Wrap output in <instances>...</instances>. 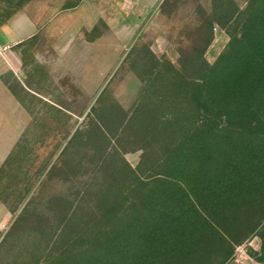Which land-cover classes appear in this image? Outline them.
Here are the masks:
<instances>
[{
    "label": "rangeland",
    "instance_id": "374dc122",
    "mask_svg": "<svg viewBox=\"0 0 264 264\" xmlns=\"http://www.w3.org/2000/svg\"><path fill=\"white\" fill-rule=\"evenodd\" d=\"M254 7L255 0H0V27L20 11L39 22L6 51L2 72L27 124L0 166V264H33L84 241L101 198L119 206L132 173L162 170L157 139L144 130L154 128L156 112L177 126L190 110L175 71L190 76L197 60L212 64L229 32L241 29L235 18ZM194 193L222 238L203 228L191 264H264V188L222 197L196 184Z\"/></svg>",
    "mask_w": 264,
    "mask_h": 264
},
{
    "label": "trees",
    "instance_id": "16d2710c",
    "mask_svg": "<svg viewBox=\"0 0 264 264\" xmlns=\"http://www.w3.org/2000/svg\"><path fill=\"white\" fill-rule=\"evenodd\" d=\"M240 17L241 29L229 32L212 64L197 60L190 76L175 71L191 102L181 123L156 112V125L144 130L157 139L162 170L132 173L121 205H100L101 198L88 212L84 241L62 244L33 264H191L203 228L222 238L194 185L222 197L264 188V0ZM260 238L264 253V224Z\"/></svg>",
    "mask_w": 264,
    "mask_h": 264
},
{
    "label": "crops",
    "instance_id": "0c3cea01",
    "mask_svg": "<svg viewBox=\"0 0 264 264\" xmlns=\"http://www.w3.org/2000/svg\"><path fill=\"white\" fill-rule=\"evenodd\" d=\"M39 27L24 11L14 14L0 27V166L27 124L25 106L2 77L9 59L7 50L32 37Z\"/></svg>",
    "mask_w": 264,
    "mask_h": 264
}]
</instances>
